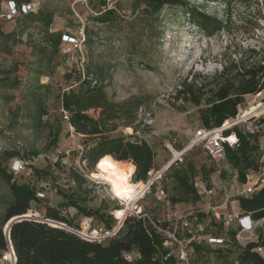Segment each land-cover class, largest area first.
Listing matches in <instances>:
<instances>
[{
	"label": "rangeland",
	"instance_id": "rangeland-1",
	"mask_svg": "<svg viewBox=\"0 0 264 264\" xmlns=\"http://www.w3.org/2000/svg\"><path fill=\"white\" fill-rule=\"evenodd\" d=\"M11 1L20 6L32 2L36 9L10 16ZM104 1L0 0V167L10 172L14 160L20 159L26 167L14 173L18 182L32 186L59 182L58 193H48L51 197L37 206L33 204L38 212H44L46 202H77L94 215V219L90 217L92 228L100 223L96 211L113 215L117 201L108 186L90 194L87 186L91 180L79 188L58 165L67 161L64 165L71 168L80 146L94 141L77 132L65 118L63 92L77 90L92 72L102 71L108 97L119 102L131 100L130 108L137 115L132 125H119L108 134L147 141L153 148L157 170L171 159L167 144L177 138L176 146L183 148L202 125L210 87L223 80L218 74L224 62L247 57L252 60L264 52V0H232L229 10L221 0H187L189 6L223 20L224 28L212 35L200 31L186 6H164L153 11L145 0ZM107 9L114 13L109 22H102L99 14ZM64 33L80 38L81 50L77 51L72 42L62 41ZM73 54L80 58L72 59ZM81 59L85 60L84 66L80 65ZM186 77L187 82L194 81L192 92L201 98L199 104L191 100L190 94L177 97L176 89ZM258 103L263 107L251 122L263 133L264 92L245 95L239 112ZM99 111L89 109L87 113L97 117ZM119 161L125 167L133 163ZM225 165L211 158L203 145L195 146L184 155L183 162L167 170L151 187L142 204L156 218L179 216L189 208L202 207L201 199L196 200L194 194L179 186L177 175H186L189 183L199 177L208 187L219 185L212 198L216 203L226 196L234 200L240 185L234 184L235 172ZM93 169L87 166L89 174ZM161 188H165L169 204L157 196ZM12 199L10 186L0 173V225ZM116 214L121 217L120 210ZM72 216L82 231L90 228V218L77 212ZM235 227L232 225L231 230ZM216 231L226 236L221 227ZM206 247L209 255L199 257V264L240 263L235 242ZM136 255L134 252L129 257Z\"/></svg>",
	"mask_w": 264,
	"mask_h": 264
},
{
	"label": "trees",
	"instance_id": "trees-1",
	"mask_svg": "<svg viewBox=\"0 0 264 264\" xmlns=\"http://www.w3.org/2000/svg\"><path fill=\"white\" fill-rule=\"evenodd\" d=\"M145 1L153 11H160L164 6H186L200 31L209 35L219 32L225 26L222 19L206 13L197 6H189L187 0ZM221 1L226 3V10H229L232 0ZM103 4H106V0ZM113 13V9H107L99 14L98 19L109 22ZM90 75L92 76L84 79L77 90L65 91L61 96L62 108L69 114L70 125L77 132L94 140L92 144H85L84 156L88 160V166L93 169L100 157L110 153L117 160L131 161L135 164L134 181H147L150 172L155 169L152 146L145 140L132 141L122 136L112 137L108 134L119 125L129 126L135 121L137 115L130 108L131 100L120 102L112 100L104 89L103 72H92ZM218 76L223 80L218 81L215 87H210V96L206 99L207 107L202 112V125L208 128L221 126L225 121L235 118L245 95L264 92V52L259 58L252 60L247 57L239 61L234 59L225 61ZM193 82H187L186 77L176 89V94L177 97L181 94H190L191 100L199 104L201 98L192 92ZM207 85L201 84L204 87ZM137 108L138 104L136 110ZM89 109H100L98 116L87 113ZM260 131L258 129L250 132L241 125H235L225 131V135L235 132L238 137L239 145L236 148L227 146V157L228 162L238 170L239 178L243 182L246 180V171L258 167L261 136L264 137V132ZM229 139L235 140L236 136L231 134ZM58 165L68 173L71 181L78 183L79 188L88 184V179L74 165H71V168H67L63 162ZM93 171H97L96 167ZM0 173L9 184L13 196L6 206L5 219L0 225L1 255L7 249L4 225L13 217L22 215L31 208L36 209L33 204L37 206L45 198L37 196V191L42 185L20 183L14 177V172H9L5 167H0ZM176 178L179 186L186 192L194 194L196 200L200 199L194 182L189 183L186 175H177ZM54 183L57 184V181ZM59 187L60 184L58 192ZM87 188L90 194L93 193L92 184H88ZM172 200L178 201L175 198ZM239 205L242 209L252 212L254 218H264V187L252 198L240 197ZM70 206L76 207L78 214L94 219L92 212L77 202L67 205L46 202L42 215L66 226L24 218L12 223L10 237L16 253L15 264H178L175 256L167 255L170 248L164 245L165 235L158 232L149 220L135 216L127 217L117 235L99 241L85 238L73 230L80 229V223L75 222V216L64 215L62 212L63 208ZM96 216L100 220L98 225L107 229L116 224L114 216L105 211H96ZM212 223L218 226L217 229L219 227L224 229L221 223L217 224L215 221ZM163 225L167 226L168 223L164 222ZM259 244L264 245V233L258 242L238 246L240 264H264V257L253 250ZM203 251L202 246L196 247V264H199V257L205 255ZM134 252H137V255L134 258L129 257Z\"/></svg>",
	"mask_w": 264,
	"mask_h": 264
},
{
	"label": "built area",
	"instance_id": "built-area-1",
	"mask_svg": "<svg viewBox=\"0 0 264 264\" xmlns=\"http://www.w3.org/2000/svg\"><path fill=\"white\" fill-rule=\"evenodd\" d=\"M11 12L8 14L14 16L19 11H34L36 5L32 2L22 4L20 6L15 1H11ZM64 42H72L74 47L81 50L82 41L80 38L71 36L70 34H63ZM78 51V50H77ZM72 59L80 58L77 54L71 56ZM66 61H70L67 58ZM80 65H85V60H80ZM262 93V92H261ZM259 93V94H261ZM63 109V108H62ZM64 116L69 122V114L63 109ZM258 114H248L244 115V112H239L235 118H231L225 121L221 126L208 128L204 125H200L194 132L191 141L183 148H178L176 146L177 138H174L172 142L167 144V148L170 150L172 156L171 159L164 164L160 169H153L150 172V177L147 181H144L143 188H137V195L132 200H121L113 196L112 198L117 201V210H123V214L119 217L116 212L113 213L116 224L111 228L107 229L104 226L95 225L91 227L92 218L88 222L89 229L85 232L80 229H74L77 233L88 239H95L99 241H104L110 237L118 234L124 225L125 219L130 216H135L138 218H145L153 225V227L165 235L166 240L164 245L170 248L168 256H175L178 260V264H196V247L202 246L203 253H206V246H218L221 247L228 242H235L238 246H246L250 242H258L262 234L264 233V218L256 219L253 217L252 212L242 209L239 205L240 197L252 198L264 187V142L261 143V152L258 159V167L256 169H248L245 173L246 180L243 182L239 178L238 170L235 169L229 162L227 157V146L231 148H236L239 145V140L236 136L235 140H230V135H225V131L231 129L235 125H244L247 131L255 132L259 128L258 126H252L251 120H256ZM259 117V116H258ZM203 145L206 152L211 156V158L225 163L227 167H230L235 175L232 180L234 184L239 186L238 192L235 195V199L231 200V196H226V198L221 203H216L212 200L213 197L217 195V191L221 188L219 185H213L208 187L201 178L196 177L194 181V186L200 195V199L204 202V205L199 208H189L184 211L182 215L169 214L166 218H156L150 212H148L142 201L145 198L146 193L151 189V187L157 183L163 174L174 166H178L183 162L184 155L193 149L195 146ZM190 148H188V146ZM85 146H80L78 149V158L76 162L72 165L79 169L86 178H88L92 172L89 174L87 170L88 160L84 156ZM20 159H15L11 164V170L16 174L17 172L25 169V163ZM67 164V161H63ZM134 176V174H133ZM132 179V178H131ZM88 180H91L88 178ZM92 181V180H91ZM75 182V181H73ZM60 183H50L47 182L42 185V187L37 191V196L39 198H47L53 196L52 194L58 193V185ZM94 186V193L107 188L106 184L97 183L92 181ZM51 193V196H48ZM157 196L163 200L165 203L169 204V198L164 188H161L157 192ZM210 198V199H209ZM229 203L231 205V210H228ZM62 212L64 215H73V213L78 212L76 207L70 206L68 208H63ZM202 214L204 216H202ZM19 219H32L40 222H48L53 225L66 226L64 223L52 220L50 218L44 217L37 209L31 208L28 212L15 216ZM215 221L217 224H222L224 230L226 231V236L220 235L216 231L217 227L212 222ZM10 220L6 223L4 227V235L7 241V249L0 255L1 264H15L16 253L10 237V229H7V225ZM167 222L168 225L164 226L163 223ZM232 225L236 227L231 230ZM256 252L264 257V245H257L253 248ZM240 264V263H235Z\"/></svg>",
	"mask_w": 264,
	"mask_h": 264
},
{
	"label": "clouds",
	"instance_id": "clouds-1",
	"mask_svg": "<svg viewBox=\"0 0 264 264\" xmlns=\"http://www.w3.org/2000/svg\"><path fill=\"white\" fill-rule=\"evenodd\" d=\"M97 171L88 178L97 183L106 184L113 196L121 200H132L137 195V186L131 178L135 172L134 164L126 167L112 154L105 153L95 165Z\"/></svg>",
	"mask_w": 264,
	"mask_h": 264
},
{
	"label": "bare ground",
	"instance_id": "bare-ground-1",
	"mask_svg": "<svg viewBox=\"0 0 264 264\" xmlns=\"http://www.w3.org/2000/svg\"><path fill=\"white\" fill-rule=\"evenodd\" d=\"M263 107V103H258V104H253L251 105L249 108H247L246 110H243L242 112H244V115H248V114H255L256 112H259L258 110ZM191 145H189L188 147H190ZM128 164H133V163H128ZM126 164V166L128 165ZM135 166V164H134ZM135 169H136V166H135ZM94 171H92L93 173ZM132 181V180H131ZM132 183H134L137 188H143L144 187V181H132ZM121 212V216L123 214V210H120Z\"/></svg>",
	"mask_w": 264,
	"mask_h": 264
},
{
	"label": "water",
	"instance_id": "water-1",
	"mask_svg": "<svg viewBox=\"0 0 264 264\" xmlns=\"http://www.w3.org/2000/svg\"><path fill=\"white\" fill-rule=\"evenodd\" d=\"M17 219H19L18 217H13L11 220H10V222H9V229L11 228V225H12V223L15 221V220H17Z\"/></svg>",
	"mask_w": 264,
	"mask_h": 264
},
{
	"label": "crops",
	"instance_id": "crops-1",
	"mask_svg": "<svg viewBox=\"0 0 264 264\" xmlns=\"http://www.w3.org/2000/svg\"><path fill=\"white\" fill-rule=\"evenodd\" d=\"M136 170V169H135Z\"/></svg>",
	"mask_w": 264,
	"mask_h": 264
}]
</instances>
